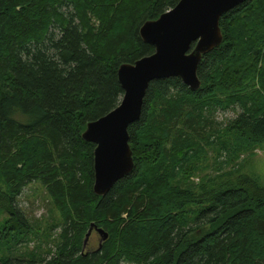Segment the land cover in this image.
<instances>
[{"label": "trees", "instance_id": "obj_1", "mask_svg": "<svg viewBox=\"0 0 264 264\" xmlns=\"http://www.w3.org/2000/svg\"><path fill=\"white\" fill-rule=\"evenodd\" d=\"M179 1L0 0V264H22L11 250L39 237L17 206L36 182L60 232L49 259L26 264H264L257 179L191 182L209 150L229 163L264 143V0L220 18L222 42L202 56L198 90L179 78L149 83L128 128L132 171L104 197L93 192L95 146L82 134L120 104L119 67L154 53L141 26ZM236 106V119L215 120ZM91 225L108 237L84 252Z\"/></svg>", "mask_w": 264, "mask_h": 264}, {"label": "water", "instance_id": "obj_2", "mask_svg": "<svg viewBox=\"0 0 264 264\" xmlns=\"http://www.w3.org/2000/svg\"><path fill=\"white\" fill-rule=\"evenodd\" d=\"M244 1L180 0L158 19L147 21L141 26L139 36L144 43L154 48V53L134 64L119 67L117 78L123 90L120 104L104 117L88 123L82 134L85 142L95 146V195L104 197L115 183L133 169L128 128L140 117L149 83L179 78L189 89L198 90L201 82L197 77V69L202 56L222 42L220 18ZM92 230L101 237V245L108 235L93 225L85 236L84 245Z\"/></svg>", "mask_w": 264, "mask_h": 264}, {"label": "rangeland", "instance_id": "obj_3", "mask_svg": "<svg viewBox=\"0 0 264 264\" xmlns=\"http://www.w3.org/2000/svg\"><path fill=\"white\" fill-rule=\"evenodd\" d=\"M240 113V108L236 106L219 110L214 117L217 122L225 124L236 119ZM206 158L198 167L195 175L191 177L192 183L199 184L211 177L241 173L257 179L260 185L264 187V143L249 152L237 154L236 158L229 163H226V159L220 157L216 159L210 150ZM216 161L221 166L215 167L214 163ZM17 206L30 221L31 227L38 233L39 237L37 238L32 234L28 237V241L14 247L11 250L12 256L10 255L12 260L26 264L25 262H29L35 257H48L49 259L48 251L50 249L54 251L53 245L57 241L60 232V228L57 226L60 225L61 220L45 188L37 182L29 184L17 199ZM1 222H3L2 216H0V224ZM100 239L101 237L92 230L84 245V252L97 250L100 246ZM0 256H8L5 249H0ZM121 264L128 263L122 262Z\"/></svg>", "mask_w": 264, "mask_h": 264}, {"label": "bare ground", "instance_id": "obj_4", "mask_svg": "<svg viewBox=\"0 0 264 264\" xmlns=\"http://www.w3.org/2000/svg\"><path fill=\"white\" fill-rule=\"evenodd\" d=\"M85 242V241H84Z\"/></svg>", "mask_w": 264, "mask_h": 264}, {"label": "flooded vegetation", "instance_id": "obj_5", "mask_svg": "<svg viewBox=\"0 0 264 264\" xmlns=\"http://www.w3.org/2000/svg\"><path fill=\"white\" fill-rule=\"evenodd\" d=\"M97 233V232H96Z\"/></svg>", "mask_w": 264, "mask_h": 264}]
</instances>
